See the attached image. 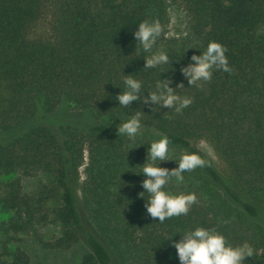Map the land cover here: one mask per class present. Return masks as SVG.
Instances as JSON below:
<instances>
[{"label":"trees","instance_id":"trees-1","mask_svg":"<svg viewBox=\"0 0 264 264\" xmlns=\"http://www.w3.org/2000/svg\"><path fill=\"white\" fill-rule=\"evenodd\" d=\"M171 1L189 18L180 37L168 35ZM46 17L49 33L36 34ZM146 19L164 28L153 49L172 61L162 70H145L149 54L136 52L134 33ZM210 41L227 47L232 72L190 87L180 69ZM124 75L143 80L144 95L160 79L174 89L182 83L176 91L194 102L182 114L143 100L117 107ZM64 103L95 122L56 132L35 121ZM135 111L147 129L169 137V159L193 152L207 162L167 186L197 195L186 216L159 223L147 213L139 195L146 177L134 172L155 138L117 134V119ZM0 135L10 136L0 139V264H31L24 235L50 250L84 240L78 264H180L165 240L179 242L196 227H214L233 245L250 243L256 255L246 264H264V0H0ZM199 140L211 144L224 171ZM25 178L35 179L32 189ZM48 228L56 229L50 238Z\"/></svg>","mask_w":264,"mask_h":264},{"label":"clouds","instance_id":"clouds-1","mask_svg":"<svg viewBox=\"0 0 264 264\" xmlns=\"http://www.w3.org/2000/svg\"><path fill=\"white\" fill-rule=\"evenodd\" d=\"M163 30L159 19H146L138 24V30L134 33L137 42L136 52L149 54L144 57L145 70L158 68L162 70L164 65L172 63L166 50L153 51ZM227 52V47L220 42L210 41L202 54L193 55L192 62L180 69L190 87L203 88L204 83L212 80L215 71L231 73L232 68L229 65ZM171 83L170 80H157L154 87H148L149 94L144 95L145 82L135 78V75H127L123 80L122 91L115 97L118 102L117 107L130 108L133 101L143 100L144 104L159 105L161 108L171 109L176 114H182L183 110L194 102V98L181 95L176 91L184 87L182 83L176 89L171 87ZM143 115L141 111H135L127 119H117L120 121L117 134L132 142L142 137L145 131L159 137L147 144L148 154L145 164L141 166L142 171L134 173L143 174L146 177L141 182L143 191L139 195L146 201L148 215L152 219L158 218L159 223H164L173 217L188 215L192 206L198 202L195 193H173L167 186L173 180L183 183L184 173L203 168L207 162L193 152H184L178 159H169L171 143L169 137L162 135L156 129H147L142 122ZM168 161H177L178 167L169 169L161 166ZM181 234L182 239L179 242L172 238L165 240L172 241L180 264H246L247 258H253L256 255V249L250 243L233 245L228 242L222 232L214 227H196Z\"/></svg>","mask_w":264,"mask_h":264},{"label":"rangeland","instance_id":"rangeland-1","mask_svg":"<svg viewBox=\"0 0 264 264\" xmlns=\"http://www.w3.org/2000/svg\"><path fill=\"white\" fill-rule=\"evenodd\" d=\"M170 22L168 25V35L170 36H182L188 31L189 18L186 9L182 4L176 1L169 2ZM49 20L50 17L44 18L35 27L34 31L38 35H47L49 33ZM46 121L49 125L55 129L56 132L60 131V127L66 123L79 126L82 128L90 127L94 119L88 112L82 110H76L69 104H62L54 113L45 114L41 112L35 121ZM153 136L149 131H145ZM10 134V133H9ZM10 137L9 135H0V139ZM155 139H159L157 136H153ZM197 146L203 150L214 162V164L222 171L225 170V164L218 157L211 144L206 140H199ZM87 153V152H86ZM82 179H84V167L81 168ZM25 190H30L35 185L34 178H25L23 180ZM45 237L50 238L54 228H48L45 230ZM22 244L28 251L31 257V264H78L82 258L83 253L87 250L88 245L84 240L79 241L77 244L70 248L63 250H50L44 248L33 235H24Z\"/></svg>","mask_w":264,"mask_h":264}]
</instances>
